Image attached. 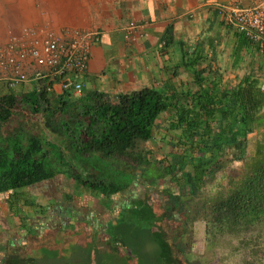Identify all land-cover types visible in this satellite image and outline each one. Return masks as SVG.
<instances>
[{
	"label": "crops",
	"instance_id": "1",
	"mask_svg": "<svg viewBox=\"0 0 264 264\" xmlns=\"http://www.w3.org/2000/svg\"><path fill=\"white\" fill-rule=\"evenodd\" d=\"M262 1L95 0L96 4L103 5L93 26L97 37L89 49L80 95L96 91L116 96L142 88L181 94L191 88L195 91L192 74L199 70H204L203 77L207 81H220L222 89L235 88L245 78L255 79L260 88L264 85V44L249 42L226 23L218 9L250 8ZM130 23L135 25L131 31ZM4 33L3 28L0 35ZM197 56H201L202 61L190 67L189 63ZM36 88L32 80L17 84L12 91L20 94ZM261 91L264 94V89ZM7 93V82L0 80V96ZM56 94L52 96H59ZM260 116L263 122L264 104ZM23 117L14 121L18 123ZM171 119L172 113L167 112L155 122L153 140L148 142L153 143L156 150L150 156L145 149L151 161L160 160L165 147L176 145L175 139L165 137L177 133L170 130ZM41 120L38 116L35 132L44 134ZM175 153L176 150L169 156L171 162ZM101 163L109 167V172H115L114 160ZM85 164L79 166L82 174L99 179V174ZM140 173L139 178L133 173L131 186L116 194L108 188L101 192L81 186L73 180L75 175L68 168L42 182L0 193V264H67L72 250L79 259L76 263L111 264L114 248L119 250L114 246V229L126 235L124 244L128 238L140 234L133 224H126V219L131 210L146 203L154 205V219L164 233L166 222L161 205L168 196L178 195V186L171 179L151 184L157 175L150 169ZM185 206L193 208L192 204ZM194 222H187L188 229ZM174 224L184 226L186 223ZM179 237L177 244L187 237L182 228ZM177 244L167 264H184L185 253L192 258L188 249ZM131 253V249L126 250L127 255Z\"/></svg>",
	"mask_w": 264,
	"mask_h": 264
},
{
	"label": "trees",
	"instance_id": "2",
	"mask_svg": "<svg viewBox=\"0 0 264 264\" xmlns=\"http://www.w3.org/2000/svg\"><path fill=\"white\" fill-rule=\"evenodd\" d=\"M201 61L197 56L189 66ZM203 74L204 70L193 71L195 91L191 88L181 94L142 88L116 96L94 91L76 98L71 93L54 97L36 89L16 94L15 86L7 82L9 93L0 96V193L42 182L68 168L77 183L116 194L131 186L133 171L150 169L157 175L151 184L169 178L178 186V195L168 196L161 205L167 237L179 240L181 228L187 235V222L201 218L211 249L224 237H241L264 225V159L241 179L229 177L226 191L197 199L202 188L224 171L226 152L231 151L233 161H243L248 134L264 128L260 116L264 94L255 79L245 78L228 90L216 79L207 81ZM25 112L41 117L44 134L27 126L11 127ZM167 112L172 113L170 130L178 133L174 161H151L141 144L153 140L155 122ZM103 160H114V179L78 177L79 166L88 163L96 172ZM136 210L141 218L147 214L155 218L153 204H141ZM182 242L176 244L187 250ZM186 255L183 263L194 264Z\"/></svg>",
	"mask_w": 264,
	"mask_h": 264
},
{
	"label": "rangeland",
	"instance_id": "3",
	"mask_svg": "<svg viewBox=\"0 0 264 264\" xmlns=\"http://www.w3.org/2000/svg\"><path fill=\"white\" fill-rule=\"evenodd\" d=\"M102 5L103 3L96 4L95 0H0V32L3 31V28L5 30V33L0 35V44L10 35H19L24 29L34 32L49 29L59 34H65L72 30L95 31L93 26L96 23V16H100ZM24 115L25 117L20 122L13 121L11 127L19 124L27 126L36 133L39 115L32 116L28 112H25ZM175 136H178V133L173 132L165 135L169 140L175 139ZM141 147L144 150L147 149L150 156L156 150L154 144L150 142L142 143ZM160 149L158 151H161ZM162 151L161 159L158 161L171 162L169 156L174 151L173 148L167 146ZM225 155L222 160L223 163H226L224 171L218 173L211 183H207L202 188L197 199H200L202 195L204 197L217 196L220 191H226L229 188V177L241 179L257 163L258 166L262 164L264 128L247 136L246 155L243 161H233L231 151L226 152ZM154 157L157 158V156ZM97 167L100 169L96 171L99 174L98 180L106 181L107 178H114L115 173L107 170L109 167L106 168L102 163H97ZM132 173L137 174L138 178L140 175L142 177V173L139 171ZM78 174L81 180H93L90 175L82 174L81 170ZM75 177L77 176L75 175ZM126 177L127 175L121 179ZM167 181L170 179L167 178ZM84 186L86 187V185ZM193 201L192 203L196 200ZM136 211V209L130 211L126 224L127 222L133 224L140 230V234L128 238V242L124 244L123 236L126 235L121 230L116 232L114 229V246H118L119 250L114 248V262L111 264H167L169 260L167 255L171 251V246L174 247L178 239L167 237L162 230L161 232L158 229L155 219L148 214L141 218ZM183 231L187 237H184L186 242H182V245L187 247L194 264H264V225L255 227L242 234L241 237H224L217 241L216 246L211 249L207 248L205 222L201 218L188 229L187 235L186 231ZM119 238L121 239L116 243ZM243 242L244 244H242ZM130 249L131 255H127L126 250ZM78 260L72 250L66 262L67 264H79L76 263ZM96 262L98 260H95Z\"/></svg>",
	"mask_w": 264,
	"mask_h": 264
},
{
	"label": "built area",
	"instance_id": "4",
	"mask_svg": "<svg viewBox=\"0 0 264 264\" xmlns=\"http://www.w3.org/2000/svg\"><path fill=\"white\" fill-rule=\"evenodd\" d=\"M218 14L249 42L263 46L264 1L250 8L219 7ZM129 27L135 29L133 23ZM96 37L95 31L59 34L49 29H24L19 35H10L0 44V80L11 87L34 80L36 90L49 95H80L81 77L87 71L89 49Z\"/></svg>",
	"mask_w": 264,
	"mask_h": 264
}]
</instances>
